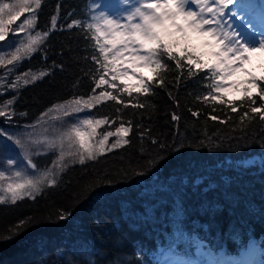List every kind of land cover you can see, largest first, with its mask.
<instances>
[{"label": "trees", "instance_id": "1", "mask_svg": "<svg viewBox=\"0 0 264 264\" xmlns=\"http://www.w3.org/2000/svg\"><path fill=\"white\" fill-rule=\"evenodd\" d=\"M57 2L62 5L58 30L42 45L43 52L20 65L21 70L49 69L51 75L20 89L15 111L28 115H16L12 126L35 120L53 103L87 96L94 86L84 75L94 65L84 59L92 47L82 29L59 30L70 22L69 12L71 19H83L90 0H43L36 30L48 28ZM54 62L63 64V70L53 68ZM162 75L164 88L155 87L148 96L133 93L132 102L144 108L121 106L125 126L132 122L129 145L97 162L71 166L57 187L35 201L0 205V234H8L9 225L26 217L39 221L10 240H0V264H164L161 252L167 249L186 259L202 258L200 250L214 255L223 251L230 258L250 243L264 257V150L258 145L264 125L257 118L241 131L239 117L227 106L196 100L205 91L198 79H187L185 73L177 83L174 66ZM115 108L108 102L92 110L95 117L115 120L100 132L119 127ZM189 108L201 115L192 117ZM224 112L231 117L227 124L209 118L211 113L228 119ZM173 113L180 117L178 123L172 121ZM144 129L166 145L162 152L150 139H140ZM157 152L165 159L148 165ZM134 170L143 174L133 175ZM101 173L113 183L89 195L85 186ZM60 208L71 212L67 220L56 219Z\"/></svg>", "mask_w": 264, "mask_h": 264}, {"label": "snow or ice", "instance_id": "2", "mask_svg": "<svg viewBox=\"0 0 264 264\" xmlns=\"http://www.w3.org/2000/svg\"><path fill=\"white\" fill-rule=\"evenodd\" d=\"M120 2L127 7L120 13L112 14L101 11L102 5L90 0L83 19H71L73 13L69 12L70 22L59 27L60 31L80 28L84 39L90 42L92 54L84 59H90L94 68L84 75L90 76L94 86L87 96L75 95L49 105L35 121L25 126L30 131L14 135L0 129V137L10 141L19 156V159L0 156V205L15 206L25 199L35 201L47 189L57 187L62 175L71 166L97 162L114 150L129 145L130 140L126 137L132 130V122L128 121L125 126L121 106L144 108L145 104L132 102L133 93L137 97L148 96L154 94L155 87L164 88L162 74L173 66L178 73L177 83L185 78V73L187 79H198L205 91L196 95V100L205 105L215 102L227 106L231 113L239 117L241 131L257 118L264 125V63L252 65V57L264 53V4L260 6V31L257 32L255 6L238 3V0ZM61 6L57 2L48 28L36 31L43 0H0V97L7 96L9 92L15 93L0 100V118L6 122L10 123L16 115H28L27 112L15 111L20 89L51 75L49 69L38 72L28 69L18 75L13 74L26 59L43 52L42 45L52 32L58 30ZM248 13H251V18L246 22L247 33L238 30L232 20L226 19L229 16L242 19ZM239 28H245V24L241 23ZM34 31L35 35L32 34ZM43 55L46 60V53ZM52 67L63 70V64L54 62ZM257 67L260 68L259 74L255 71ZM235 93L239 95L228 98ZM125 94L128 99H125ZM169 96L171 98V93ZM257 98L259 106H256ZM108 102L115 103V119L120 120V124L114 132L100 133L98 130L102 126H111L115 120L107 115L94 117L91 112ZM188 110L192 117L201 115L199 109ZM215 111L213 107L212 112ZM224 115L228 119L211 113L209 118L227 124L231 117L228 112ZM171 119L178 123L180 117L173 113ZM136 127L140 128V125ZM149 131H141L140 139H150L162 152L166 145L155 137H148L146 134ZM113 136L116 139L109 142ZM205 138L212 139L209 136ZM258 145L264 150V139L258 141ZM39 156H52L53 159L41 168L35 162ZM164 159L157 152L147 163L155 166ZM142 174V171H133V175ZM122 175L127 178V171H123ZM112 183L106 173H101L85 186L84 191L91 195L96 189ZM70 216L71 212L63 208L57 210V220L64 221ZM33 222L39 221H35L34 217L16 221L14 225H9L8 234H0V240L14 238ZM136 255L139 257L140 253ZM246 255L248 259L239 261L219 259L198 262L169 253L165 264H264V259H254V249Z\"/></svg>", "mask_w": 264, "mask_h": 264}, {"label": "rangeland", "instance_id": "3", "mask_svg": "<svg viewBox=\"0 0 264 264\" xmlns=\"http://www.w3.org/2000/svg\"><path fill=\"white\" fill-rule=\"evenodd\" d=\"M5 2H11V0H5ZM96 2H98V3H100L102 5V7L100 9L101 11H107V12L112 13V14L120 13V12H122L127 7V5L121 4L120 0H96ZM238 3L252 4V5L255 6L254 9H253V11L255 12L256 17H257V19L254 21L256 23V25H257V27H256L255 30L257 32H259L260 31V26H259V13L261 11L260 6L262 4H264V0H238ZM231 10H235V9H231ZM249 18H251V13L245 14L242 19H233L231 16L226 17V19L232 20L234 26L237 27L238 30L244 31L246 33H247V23L246 22H247V20ZM21 19H23V17ZM241 23H244L245 24V28H243V29H240L239 28V25ZM36 31H39V30H36ZM32 34L35 35V31ZM262 63H264V53H257V54H255L252 57V65L253 66L259 65V64H262ZM24 71H26V70H21L20 69V66H19L16 69V71H15V73L13 75H18L19 73H22ZM33 71L34 72H38L39 70H33ZM255 71L257 72V74H259L260 73V68H258V67L255 68ZM130 82L131 83H134V81H130ZM13 94H15V93H13ZM11 95H12V92H9L7 94V96H4L3 99L9 98ZM233 95H239V93L230 94L229 96L232 97ZM81 115H83V114H81ZM35 120H33V121H35ZM33 121L28 122V123H24L22 125L12 126L10 124L11 122L10 123L9 122H6L2 118L0 120V129H3L4 131H6V132H8L10 134H14L15 135V134H19V133L24 132V131H30V129H26L25 126L31 124ZM38 131H39V129H38ZM105 131H112V132H114L115 129H113V130H105ZM98 132H100V129L98 130ZM103 132H100V133H103ZM115 139H116L115 136L110 137L109 142L114 141ZM0 156L14 157V158L19 159L18 150L12 145V143L10 141H7L3 137H0ZM52 159H53L52 156H39V157H36L35 158V162L38 164L39 167L43 168L47 164H50ZM254 159L255 158H252L250 160H254ZM252 249L255 250V257H254L255 260L259 261V260L263 259V258H259L258 257V252L256 251L255 248H253L252 245H250L248 248L244 249L239 254V256H237L235 258H232L230 260L239 261V260L248 259L246 253H248V251L249 250H252ZM199 252H201L202 253V256H204V257H202V258H196L198 260V262H207V261H210V260L225 259L224 257L219 258V257H216V256H213L214 259L212 257H209L208 258V256L210 254L205 255V251L204 250H200ZM168 254H169L168 250H165V251L161 252V259L163 261H165Z\"/></svg>", "mask_w": 264, "mask_h": 264}]
</instances>
